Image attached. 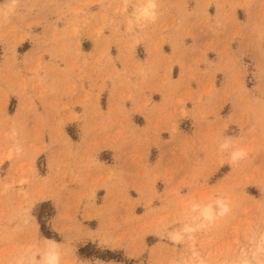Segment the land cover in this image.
<instances>
[{
	"label": "rangeland",
	"instance_id": "374dc122",
	"mask_svg": "<svg viewBox=\"0 0 264 264\" xmlns=\"http://www.w3.org/2000/svg\"><path fill=\"white\" fill-rule=\"evenodd\" d=\"M148 2L0 0V264H264V0Z\"/></svg>",
	"mask_w": 264,
	"mask_h": 264
},
{
	"label": "bare ground",
	"instance_id": "6f19581e",
	"mask_svg": "<svg viewBox=\"0 0 264 264\" xmlns=\"http://www.w3.org/2000/svg\"><path fill=\"white\" fill-rule=\"evenodd\" d=\"M146 7H144L141 12L145 9ZM141 12L139 13V15L141 16ZM138 18V17H137ZM220 204V203H219ZM225 209L224 206L220 205V212H222L223 210ZM201 210V209H200ZM212 215H213V210L211 208V206H207L205 208L202 209L201 213H200V216L203 220H209L212 218ZM193 221V220H192ZM196 223V222H195ZM203 223V221L201 222ZM200 225V224H199ZM198 226V225H197ZM196 227V225H195ZM187 229H193L191 227H187ZM177 236V235H176ZM178 237V236H177ZM263 241H264V235H263ZM46 241V245L43 247L45 248V251H44V254H43V263L42 264H47V261L50 259V258H57V254L56 252L54 251L53 249V245H54V242L49 240V239H45ZM43 251V250H42ZM251 256V255H250ZM249 256V257H250ZM251 260H253L255 258L254 255H252L251 257ZM198 264H205L204 262H198ZM235 264H262L260 262H256L254 261V263H252L249 259H245V260H241L240 262H237Z\"/></svg>",
	"mask_w": 264,
	"mask_h": 264
},
{
	"label": "clouds",
	"instance_id": "9594fccd",
	"mask_svg": "<svg viewBox=\"0 0 264 264\" xmlns=\"http://www.w3.org/2000/svg\"><path fill=\"white\" fill-rule=\"evenodd\" d=\"M156 8H157V3L155 0H149L146 8L141 12V16L144 17L145 19H154L156 16ZM225 148H228L229 145L225 144ZM247 155L246 151L242 148H237L231 153V158L233 160L237 159H242ZM174 242H178L177 240H174ZM47 264H58V259L57 258H50L47 261Z\"/></svg>",
	"mask_w": 264,
	"mask_h": 264
},
{
	"label": "crops",
	"instance_id": "0c3cea01",
	"mask_svg": "<svg viewBox=\"0 0 264 264\" xmlns=\"http://www.w3.org/2000/svg\"><path fill=\"white\" fill-rule=\"evenodd\" d=\"M209 30H207L206 31V28H205V26H204V29H203V31H195V30H191V32H193V35H195L196 36V39H197V42H198V44H200L201 45V47H203V46H206L205 44H208V42H209V39H210V35H211V32L209 31ZM187 39V44H189L190 43V41H189V39H190V37H188V38H186ZM213 58V56H209V59H212ZM159 99H160V97L158 96V95H153V98H152V100H153V102H158L159 101ZM135 114V113H134ZM133 117V116H132ZM144 122V121H143ZM104 152H106V151H101V153H104ZM102 162H104L106 165H111L112 164V162L111 163H108V162H105V161H103V160H101ZM99 192H101V191H99ZM102 193V192H101ZM100 203V202H99ZM99 203H96V204H99ZM95 229V228H94ZM91 239L90 238H88V239H86V241H90ZM97 240H95V242H96Z\"/></svg>",
	"mask_w": 264,
	"mask_h": 264
},
{
	"label": "trees",
	"instance_id": "16d2710c",
	"mask_svg": "<svg viewBox=\"0 0 264 264\" xmlns=\"http://www.w3.org/2000/svg\"><path fill=\"white\" fill-rule=\"evenodd\" d=\"M41 230L44 231L43 226L41 227ZM44 234L46 235V237L49 238V233H44ZM86 249H87L86 247L80 248V249H79V253L84 254V252H85ZM106 254L111 255V253L108 252V251L106 252ZM110 259H111V258H110ZM118 261H119V260H118Z\"/></svg>",
	"mask_w": 264,
	"mask_h": 264
}]
</instances>
